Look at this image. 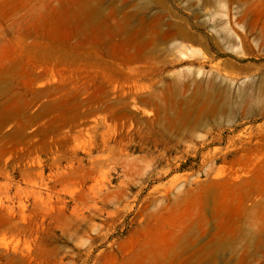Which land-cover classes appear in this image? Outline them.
Masks as SVG:
<instances>
[{"label":"rangeland","instance_id":"374dc122","mask_svg":"<svg viewBox=\"0 0 264 264\" xmlns=\"http://www.w3.org/2000/svg\"><path fill=\"white\" fill-rule=\"evenodd\" d=\"M0 264H264V0H0Z\"/></svg>","mask_w":264,"mask_h":264}]
</instances>
